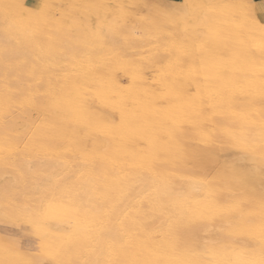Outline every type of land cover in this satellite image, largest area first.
Instances as JSON below:
<instances>
[{
  "label": "bare ground",
  "instance_id": "6f19581e",
  "mask_svg": "<svg viewBox=\"0 0 264 264\" xmlns=\"http://www.w3.org/2000/svg\"><path fill=\"white\" fill-rule=\"evenodd\" d=\"M139 1L0 0V213L71 225L50 263L259 260L264 28L237 0Z\"/></svg>",
  "mask_w": 264,
  "mask_h": 264
},
{
  "label": "rangeland",
  "instance_id": "374dc122",
  "mask_svg": "<svg viewBox=\"0 0 264 264\" xmlns=\"http://www.w3.org/2000/svg\"><path fill=\"white\" fill-rule=\"evenodd\" d=\"M30 2H31V0H29ZM237 1H239L240 3H242V5H243V7H249V5H248V3L252 6L251 7V9H252V13H253V15H254V17H255V19L257 20V22L259 23V26H260V28H264V18H261V16H263L264 15V7L263 6H260V5H254L253 3H252V1L251 0H237ZM144 3V0H140L139 1V5H140V7H141V9H142V6H144V5H141V4H143ZM28 6H30V5H28ZM136 20H137V18L136 17H133V19H132V21H134V22H136ZM262 28V29H263ZM252 51L254 52V50L252 49ZM222 52V53H221ZM221 52L219 51L218 52V55L220 56V54L222 55V56H224V58L226 57L225 55H224V53H223V51L221 50ZM224 58H221V56H220V59H224ZM226 59V58H225ZM262 77L264 76V73L263 72H260L259 73ZM264 78V77H263ZM241 103H243V104H245V102H243V101H241ZM38 115H36V113H34L33 114V117L35 118V119H38V117H37ZM31 128V127H30ZM29 129V128H28ZM25 140H26V138H24ZM23 139V140H24ZM24 140V141H25ZM23 142V141H22ZM213 144H211V146H210V152L211 151H213V149H214V151L216 150V152H212V153H208V157H212V156H214V157H212V159L214 160V161H216V160H218V161H216V162H214L213 160V163L211 164V166H210V168L209 167H207V170H205L206 171V173L207 174H209L211 171H213V170H215L216 168H211V167H215V166H217V167H222L221 165L223 164V166H226L227 165V163H226V165H225V162H228L229 161V159H230V157L229 156H231V149L226 145V144H224V146H223V144L222 145H218V143H216V141H213L212 142ZM218 148V147H224L223 149L222 148H218V149H216V147ZM59 147V146H58ZM226 147V148H225ZM63 148V146H60L59 147V149H62ZM212 148V149H211ZM222 149V150H221ZM224 149H225V151H224ZM227 149H229L230 150V152H229V155H228V151H227ZM218 151V152H217ZM16 152H20V151H16ZM56 154H60V153H63V152H66V151H54ZM103 152V151H102ZM40 153V152H39ZM217 153H218V155H217ZM221 153V154H220ZM222 153H224L223 155H222ZM209 154H211V155H209ZM225 154H227V155H225ZM37 155H41V153L40 154H38L37 153ZM36 155V159L38 160V156ZM58 156V155H57ZM78 156V157H77ZM71 157H76V159L74 158V159H72V160H74V161H76L75 163H77V160H78V162L79 161H81V159L83 158V155L82 154H78V155H75V156H71ZM219 157V158H218ZM223 157V158H222ZM228 157H229V159H228ZM40 158H42V156L40 157ZM39 158V159H40ZM78 158V159H77ZM217 158V159H216ZM225 158V159H224ZM34 159H35V157H34ZM220 159V160H219ZM222 159V160H221ZM223 160H226V161H224V162H221V161H223ZM73 162V161H72ZM221 162V163H220ZM216 164V165H215ZM214 165V166H213ZM219 165V166H218ZM7 169V171H5ZM5 170H3L2 172H0V175L2 176H0V179H1V181H0V183H2V184H8L11 180H12V175L11 174H13L11 171V169L10 168H6ZM208 169L210 170V171H208ZM212 169V170H211ZM9 171V172H8ZM8 173V175H7V173ZM11 172V173H10ZM264 173V171H258L257 172V175H261L262 174V176L264 175L263 174ZM9 174H10V176H9ZM7 177H8V179L10 178L11 180L9 181L8 179H7ZM5 180H6V182H5ZM1 184V185H2ZM263 193H264V188H263ZM2 214L0 213V219H2V220H0V257H3V258H12V259H16V261H19V260H24V259H26L25 257H27L28 259H35V260H39L40 259V261H48L49 263L48 264H52V262L54 261H51V263H50V260H52L51 259V257L53 256V255H55L54 253L55 252H57L56 251V249L58 248H60V247H58L59 245L58 244H60V243H63V242H66L65 241V239L67 240V237L70 235V233H71V231H72V226L70 225V226H68V227H66L67 225H68V223H60V225H59V223H57V224H55V225H53V227L52 226H50V228L52 227L53 228V230L54 231H52V228L50 229L51 231L49 232V234H41L42 232L39 230V229H37V228H35L33 225H31V224H27V223H21V222H23V221H19V220H13V219H8L7 217H5V220H4V216H2ZM7 218V219H6ZM230 221H232V219L230 220ZM229 221V223H225V224H223L222 226H221V229H219V230H221V231H223L224 230V228L225 229H228V228H237V225H238V223H237V221H235V219L232 221V222H230ZM16 223V227L14 228L13 226V224H15ZM6 224V225H5ZM19 224V225H18ZM27 224V225H26ZM66 224V225H65ZM237 224V225H236ZM11 225V226H10ZM30 225V226H29ZM57 225H59V226H57ZM236 225V226H235ZM8 226V227H7ZM34 227V228H33ZM228 227V228H227ZM54 228H56V229H54ZM58 228V229H57ZM61 230H60V229ZM223 228V229H222ZM36 230H38V231H36ZM55 230H57V231H55ZM60 230V231H59ZM52 232H56L57 233V235H56V233L54 234V233H52ZM58 232H59V235H58ZM69 232V233H68ZM40 233V234H39ZM64 233V234H63ZM65 233H67V235L65 234ZM37 234H38V236H37ZM63 234V235H62ZM69 234V235H68ZM45 235V236H44ZM53 235V236H52ZM60 235H62V236H60ZM210 235V234H209ZM209 235H207V236H209ZM2 236V237H1ZM4 236V237H3ZM51 236V237H50ZM59 236V237H58ZM64 236H66L65 238H64ZM38 237V238H37ZM44 237H46V238H44ZM3 238V239H2ZM39 238H41L42 240H39ZM45 240H44V239ZM51 238H56V239H58V240H60V241H57L56 239H54V241H53V239L51 240ZM10 239V240H9ZM4 240V241H3ZM13 240V241H12ZM15 240V241H14ZM46 240H47V242H46ZM63 240V242H61ZM240 239H238V240H235L234 241V243H236V244H238V243H240V242H242V241H239ZM6 241V242H5ZM17 241V243H15ZM57 241V242H56ZM221 241V240H220ZM238 241V242H237ZM43 242V243H42ZM46 242V243H45ZM218 243H222L223 241H221V242H219V240L217 241ZM41 243V244H40ZM48 243H50L51 244V246L53 245V249L55 250V251H53L52 250V247L48 244ZM40 244V245H39ZM44 244L46 245V244H48V245H46V246H44ZM57 245V247H54V246H56ZM61 245V244H60ZM33 246H34V248H33ZM42 246H44V247H42ZM50 247V248H49ZM32 248V249H31ZM44 248V249H43ZM10 249V250H9ZM43 250H45V251H43ZM6 251H7V253H6ZM9 251V252H8ZM48 251V252H47ZM6 254H5V253ZM52 252V253H51ZM2 253H4V254H2ZM23 253V254H22ZM28 253V254H27ZM48 255H47V254ZM51 253V254H50ZM12 254V256H10ZM14 254L16 255V257L14 256ZM20 254H22L21 256H23V257H20V258H18L19 256H20ZM26 254V255H25ZM32 254V255H31ZM44 254V255H43ZM7 255V256H6ZM35 255H38V256H35ZM46 255V256H45ZM25 256V257H24ZM31 256L33 257V258H31ZM44 258H43V257ZM42 257V258H41ZM46 257H50V258H46ZM42 259V260H41Z\"/></svg>",
  "mask_w": 264,
  "mask_h": 264
},
{
  "label": "snow or ice",
  "instance_id": "6c2138e0",
  "mask_svg": "<svg viewBox=\"0 0 264 264\" xmlns=\"http://www.w3.org/2000/svg\"><path fill=\"white\" fill-rule=\"evenodd\" d=\"M260 258L259 260L254 259H241L238 261H227L226 264H264V219L261 220L260 224ZM4 264H48L47 261H40L35 259H24L19 261H8ZM52 264H59V262L53 261Z\"/></svg>",
  "mask_w": 264,
  "mask_h": 264
},
{
  "label": "crops",
  "instance_id": "0c3cea01",
  "mask_svg": "<svg viewBox=\"0 0 264 264\" xmlns=\"http://www.w3.org/2000/svg\"><path fill=\"white\" fill-rule=\"evenodd\" d=\"M168 1H170V2H174V3H178V2H180L181 0H168ZM251 1H252V3H253L254 5H260V6H263V7H264V0H251ZM261 18H264V15L261 16Z\"/></svg>",
  "mask_w": 264,
  "mask_h": 264
}]
</instances>
